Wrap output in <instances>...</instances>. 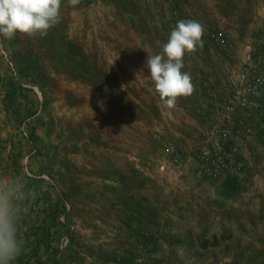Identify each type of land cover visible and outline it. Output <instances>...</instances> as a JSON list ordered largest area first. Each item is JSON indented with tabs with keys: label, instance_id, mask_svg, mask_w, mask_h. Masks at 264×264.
Segmentation results:
<instances>
[{
	"label": "crops",
	"instance_id": "crops-1",
	"mask_svg": "<svg viewBox=\"0 0 264 264\" xmlns=\"http://www.w3.org/2000/svg\"><path fill=\"white\" fill-rule=\"evenodd\" d=\"M157 1L163 20L166 6L172 4V29L179 20H197L204 26V34L212 30L224 32L233 54L229 57L202 46L195 54L184 57L182 71L191 75L194 86L192 100L186 106L197 115L186 126L179 124L174 138H159L158 168L153 164L151 168L145 166V151L124 146L133 134L115 136L109 143L97 136L90 138L88 142L92 140L93 145L90 150L79 152L81 166L77 169L65 165L55 171L46 158L34 156L30 147L35 138L23 139L16 133L22 117H15L14 108L9 109L6 100L11 89L6 80L19 79V68L12 66L13 57L17 58L19 53L0 36V55L4 49L10 53L9 58L0 56V182L12 183L19 205L17 234L21 250L12 264L22 256L31 257L35 264H127L145 235L148 264H215L214 259L202 257L206 252H222L224 248L231 251L227 241L235 237L236 231L245 239L257 236L256 227L264 236V228L256 218L264 204L261 118L254 115L244 130H238L241 158L247 169L238 174L241 192L237 196L225 198L219 193L218 185L225 178L210 179L200 173L203 165L196 152L202 134L213 125L198 115L200 105L207 100L201 84L209 81L219 87L239 81L246 58L264 37V0H167V5ZM177 5L181 11L175 16ZM197 71L203 75L198 84L194 75ZM24 79L31 82L28 77ZM26 98L18 96L22 111L35 105ZM209 103L217 120L227 123L222 97ZM240 116V112L236 113L234 121ZM141 142H145L144 136ZM167 143L184 145L186 158L182 163L172 162L165 154ZM121 158L125 163L118 162ZM75 173L77 178L71 179L70 175ZM56 175L57 184L53 181ZM199 203H204L206 210L196 209L193 222L187 223L181 211L188 209L189 215L190 207L197 208ZM68 234L72 237L70 243L60 250V242ZM91 239L97 241L93 246ZM240 249L245 251V246L236 251Z\"/></svg>",
	"mask_w": 264,
	"mask_h": 264
},
{
	"label": "rangeland",
	"instance_id": "rangeland-1",
	"mask_svg": "<svg viewBox=\"0 0 264 264\" xmlns=\"http://www.w3.org/2000/svg\"><path fill=\"white\" fill-rule=\"evenodd\" d=\"M162 1L167 5V0ZM159 4L157 0H61L60 20L46 36H4L20 58L29 52L37 61V78L33 81L28 82L18 73L25 95L35 104V115L24 119L16 130L23 139L32 140L29 124L35 128V141L30 147L34 156L46 158L55 171L65 165L77 169L81 166L79 152L90 150L93 145L92 140L88 142L90 138L97 136L109 143L115 136L133 134L124 146L145 151V166L161 165L156 161L159 138H174L179 124L186 126L197 114L186 106L192 94L179 96L172 107L165 105L146 68L147 56L162 51L175 22L169 13L172 4L163 6L164 20ZM9 54L4 49L0 56ZM19 57H13V61L10 58L16 70L17 65L21 67L17 64ZM194 75L198 84L203 75L198 71ZM141 136L145 142H141ZM118 162L125 163V159ZM74 177L77 178L76 173L70 175L71 179ZM58 180L59 176L53 177L55 184ZM190 208L189 215L188 209L180 213L187 223L193 222L196 209L206 210L204 203ZM260 209L262 214L256 220L263 229L264 204ZM254 232L257 236L244 239L236 231L235 237L227 241L231 251L224 248L222 252H206L202 260L214 259L215 264H264V236L256 227ZM96 243L91 239L92 246ZM241 246H245V251L237 252Z\"/></svg>",
	"mask_w": 264,
	"mask_h": 264
},
{
	"label": "built area",
	"instance_id": "built-area-1",
	"mask_svg": "<svg viewBox=\"0 0 264 264\" xmlns=\"http://www.w3.org/2000/svg\"><path fill=\"white\" fill-rule=\"evenodd\" d=\"M180 11L181 6L177 5L174 15L178 16ZM202 39L203 47L213 48L226 56L233 57L230 40L224 32L212 30L205 33ZM244 67L237 83L226 82L215 87L206 81L202 86L207 100L200 105L198 115L212 122L213 125L202 134L196 152L203 165L200 173L210 179H222L229 174L238 175L247 169L245 161L241 158L238 130H244L249 119L257 115L261 118V128L264 130V37L259 41L257 49L248 55ZM220 97L225 107L227 123L217 120L209 103ZM238 112L241 116L234 121L233 116ZM164 149L165 154L176 164L182 163L186 158V150L182 144L167 143ZM146 237L147 235L137 245L134 256L127 264H148ZM70 240V235L63 237L59 245L60 250L64 249ZM118 261H121V258H118ZM15 264L35 263L31 257L24 256Z\"/></svg>",
	"mask_w": 264,
	"mask_h": 264
},
{
	"label": "clouds",
	"instance_id": "clouds-1",
	"mask_svg": "<svg viewBox=\"0 0 264 264\" xmlns=\"http://www.w3.org/2000/svg\"><path fill=\"white\" fill-rule=\"evenodd\" d=\"M61 16V0H0V36H46ZM204 26L197 20H179L159 54L147 56L146 68L162 101L175 105L181 95L193 92L184 56L203 46ZM18 198L12 183L0 182V264H12L21 250L18 239Z\"/></svg>",
	"mask_w": 264,
	"mask_h": 264
},
{
	"label": "trees",
	"instance_id": "trees-1",
	"mask_svg": "<svg viewBox=\"0 0 264 264\" xmlns=\"http://www.w3.org/2000/svg\"><path fill=\"white\" fill-rule=\"evenodd\" d=\"M18 61H17V64H21V67H19V65H17V66L19 68L20 73L24 77H28L29 81L37 78V74H35L38 71V67L36 66L37 61H35L31 58V54L29 52L24 54V56L22 55L21 58L19 57ZM30 76H31V78H30ZM6 83L8 84L9 88H11L6 93V100H8V103L10 106L9 109L14 108L13 111H14L15 117L17 119H20L23 116L19 121V123L21 124L22 121H25L24 119H28V118L35 115V108L33 105H31L22 111L21 105L17 102L18 96H22L23 100L27 99L25 94H24L25 91H24L22 84L19 81L13 82V80H10V81L6 80L5 84ZM27 101H28V103L31 102L29 100H27ZM29 126H30V128H29L30 137L32 139H34L35 129L31 126V124H29ZM218 187H219V193L225 198H232L234 196H237L241 192L240 178L237 174H229L218 185ZM215 244H216V242H213V245H215ZM23 257L24 256L20 257V259H18V261H21V259Z\"/></svg>",
	"mask_w": 264,
	"mask_h": 264
}]
</instances>
